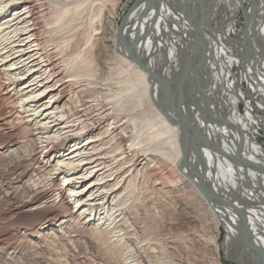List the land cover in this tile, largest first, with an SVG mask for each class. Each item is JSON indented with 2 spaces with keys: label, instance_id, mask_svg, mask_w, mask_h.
I'll return each mask as SVG.
<instances>
[{
  "label": "bare ground",
  "instance_id": "6f19581e",
  "mask_svg": "<svg viewBox=\"0 0 264 264\" xmlns=\"http://www.w3.org/2000/svg\"><path fill=\"white\" fill-rule=\"evenodd\" d=\"M257 1L135 0L115 25L109 0H0V260L195 264L144 225L194 193L227 257L264 264V30L230 37Z\"/></svg>",
  "mask_w": 264,
  "mask_h": 264
},
{
  "label": "rangeland",
  "instance_id": "374dc122",
  "mask_svg": "<svg viewBox=\"0 0 264 264\" xmlns=\"http://www.w3.org/2000/svg\"><path fill=\"white\" fill-rule=\"evenodd\" d=\"M134 1L135 0H109V2H112L113 5L115 6L114 18H113L114 22L116 23L115 25H120L123 17L134 4ZM243 5L245 7V4ZM217 19H219V17H217ZM231 34L232 33H230V35ZM107 48L102 47V49L100 48L101 50L99 49V57L97 56L99 60H102L103 58L108 56V53L110 52V48L109 47ZM231 70L232 72L237 71V65L234 64V61H232ZM234 78L238 86H241L240 87L241 91H243L244 93L252 92L251 89L248 88L249 86L246 83L243 84L245 80L247 81L246 78L240 79L239 73H235ZM234 78L230 76L229 80L232 81L234 80ZM257 100H258V97H257ZM238 108L241 112H243L244 107L242 106L241 103L239 104ZM263 132L259 130V133L261 136V137L259 136V142L261 143H264V133ZM180 192L183 194L182 191H178V192H172L171 195L173 196L178 195L177 197H179L180 195H182L180 194ZM189 193L191 194L192 192L190 191ZM162 195L163 194H161V196ZM194 195H195L194 193H192L190 196L185 195L184 198L186 200H184L182 208H177L179 211L175 210L174 213H173V208H172L173 201L171 199L167 200L168 204H170L169 210H167V212L163 213L156 220L147 219L146 221L145 219V223H144V225H146L145 234L154 233L156 234L157 239L164 238L167 236L168 237L171 236L176 239L184 238L185 240H183L184 243L182 244L183 249L185 250L184 252L187 255V258L190 261L194 262L195 264H214L216 260L220 263L222 262L221 264H236L235 262L230 260L229 257H227V255L225 254L224 250H222V247H221L223 244L224 238H225V230L222 228L221 225H219L218 231L213 232L212 228L214 226L213 223L215 222L214 218L209 214L208 211L206 212L207 209H205L204 206L200 204L201 202L200 197L199 198L198 196L194 197ZM162 197H164V195ZM211 240L212 241L214 240V241L212 242ZM81 241H83L82 238H79V241L74 244L75 252H77L79 255L81 253L88 254L87 252H84V250L82 249L83 242ZM214 246H216L219 251V252L217 251V255L215 254L217 257L216 259H215V255L213 252ZM170 254L171 256L166 254L165 256H162V257L163 258L166 257L164 259H168V256L169 258H173L177 255L173 252H171ZM0 264H5L3 259L0 260Z\"/></svg>",
  "mask_w": 264,
  "mask_h": 264
},
{
  "label": "built area",
  "instance_id": "2783aa9c",
  "mask_svg": "<svg viewBox=\"0 0 264 264\" xmlns=\"http://www.w3.org/2000/svg\"><path fill=\"white\" fill-rule=\"evenodd\" d=\"M258 7H259V11H258ZM250 15L251 16L253 15L254 17L251 18ZM251 21H252V23L255 22L253 24V26L251 24ZM230 24H232V28H233V30L231 31L232 34L230 35V37L233 39H239L241 32L244 33V31L246 29L262 28L264 30V0H258L255 3L254 8L251 7V4L245 3V8H243V9L241 8V9L236 11V15L233 18V20L230 22ZM241 38L244 40L243 35ZM237 50H238V48L236 50H233L235 54L237 53ZM252 54H253V59L246 61L249 64V66H252V69L250 71L247 69L248 76H250V77H252L255 74L254 68L256 66V62L257 63L260 62V59H261V61L264 60V53L263 52L262 53L259 52V56H257V53H252ZM240 61L239 62L234 61V64L237 65V71H235V73H239V70L242 68ZM244 83H246L249 86L248 88L250 89L251 86L249 85V83L246 80L243 82V84ZM255 96H256V94H255ZM242 106H243V104H242Z\"/></svg>",
  "mask_w": 264,
  "mask_h": 264
}]
</instances>
